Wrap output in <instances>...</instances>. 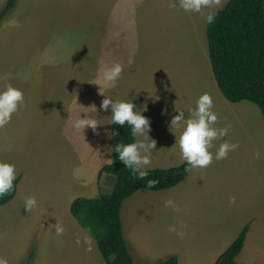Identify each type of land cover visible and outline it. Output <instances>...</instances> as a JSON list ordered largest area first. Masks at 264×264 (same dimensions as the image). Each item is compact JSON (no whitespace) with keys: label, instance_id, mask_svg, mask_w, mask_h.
Returning a JSON list of instances; mask_svg holds the SVG:
<instances>
[{"label":"rangeland","instance_id":"1","mask_svg":"<svg viewBox=\"0 0 264 264\" xmlns=\"http://www.w3.org/2000/svg\"><path fill=\"white\" fill-rule=\"evenodd\" d=\"M7 1L0 0V12ZM227 1L212 0L215 7L190 13L173 7L178 0H16L0 24V89L10 84L24 95L10 123L0 128L2 161L16 163L17 154L25 152L30 155L28 168L35 165L38 172L42 164L47 166L44 172H52L63 156L69 162L71 147L65 140L57 141L51 162L40 159L45 158L41 153L48 142L54 147L66 126L69 138L74 115L40 112L49 93L61 87V93L65 92L61 97L70 96L67 93L74 92L75 84L85 101L82 114H77L80 119L96 122L105 117L111 123L110 109H100L104 99L100 91L114 101L136 98L137 111L150 121L149 138L156 141L150 155V165L156 168L185 163L178 147L180 129H170L169 121L178 114L176 110L187 116L202 94L213 99L215 127L231 126L227 136L214 141L210 149L215 155L224 141L238 143L226 158L191 169L171 189L140 190L124 201L120 218L135 264H157L172 256L181 264H211L246 224L249 229L236 264H264V121L255 105L230 103L221 95L207 51L204 16ZM51 20L60 24L54 28L59 33L44 28L42 21L49 24ZM30 27L35 29L27 35ZM115 63L123 68L121 77L114 86H105L102 70ZM92 100L98 103L97 110L89 105ZM22 171L27 173L25 168ZM39 184L29 186L36 201ZM62 188L68 189L67 194L42 209L44 215L55 211V221L71 233V220H76L69 212V201L88 190L79 183L73 187L63 183ZM99 191L109 193L111 188ZM16 196L17 191L11 202ZM230 197L236 198L235 204H229ZM169 199L179 211L164 206ZM11 202L0 207V260L6 264H105L86 231L79 243L67 233L57 236L54 231L47 236L49 222L44 217L37 220L35 208L9 209ZM38 204L41 207L42 201ZM172 226L184 233L182 238L169 231ZM88 238L94 243L91 248Z\"/></svg>","mask_w":264,"mask_h":264},{"label":"trees","instance_id":"2","mask_svg":"<svg viewBox=\"0 0 264 264\" xmlns=\"http://www.w3.org/2000/svg\"><path fill=\"white\" fill-rule=\"evenodd\" d=\"M16 0H8L0 12V24L14 9ZM207 51L212 74L221 95L230 103L249 102L257 107L264 121V0H228L215 12L214 22L206 24ZM137 107L136 101L132 100ZM113 138V158L98 173V189L104 177H112L114 186L110 194L96 198H77L70 205V213L80 227L95 241L105 264H135L129 245L124 238L120 218L121 206L140 190L158 192L171 189L184 181L190 170L186 163L168 169L149 170L138 179L126 169L114 151L116 143L134 142L126 124ZM158 181L148 187L149 181ZM20 177L13 181L12 191L0 198V207L11 202ZM249 224L238 233L234 241L218 256L214 264H236L243 250ZM31 259V256L30 258ZM157 264H178L177 256Z\"/></svg>","mask_w":264,"mask_h":264},{"label":"clouds","instance_id":"3","mask_svg":"<svg viewBox=\"0 0 264 264\" xmlns=\"http://www.w3.org/2000/svg\"><path fill=\"white\" fill-rule=\"evenodd\" d=\"M173 7L179 8L184 12L202 13L205 8L215 7L212 0H178V6L173 3ZM215 12H209L204 16L205 23L214 22ZM123 71L119 63L113 64L102 70L101 78L105 86H114V83L120 79ZM100 104L103 111H111V125H119L122 129L127 124L134 138L142 137L143 139H134L131 143H116L114 151L118 155L122 165L131 171V174L143 179L148 175L147 166L151 163L150 155L156 149V141L149 138L150 121L141 114V110L137 111L134 102L131 101H114L111 97L104 96ZM24 103V95L21 90L13 86L5 85L0 89V128L10 123L13 114L17 113L18 108ZM96 109V108H95ZM213 109V99L211 95L202 94L196 101L195 107L189 109L188 115L184 111L176 112L178 114L172 116L169 121V128L172 130L180 129L178 139V147L181 159L186 163L188 169L206 168L215 158L216 160L224 159L229 152L239 147L238 143H229L224 141L218 147L215 155L210 151L213 148V142L221 140L227 136L230 125L223 128H216L218 117ZM97 110V109H96ZM98 124L94 120L78 119L74 122V128L82 130L88 126L93 130ZM120 132L115 128L110 132L109 138H115ZM147 141V143L145 142ZM176 142V141H175ZM259 153L255 156L259 158ZM17 173L15 165L7 162H0V198L8 195L13 189V181L16 179ZM158 181L152 180L148 182V187H154ZM236 198L230 197L229 204H235ZM37 206L35 197H29L25 201L24 208L30 211ZM165 207H172L179 211L173 200H166ZM55 235H62L64 228L61 225H53ZM169 231L175 233L178 237H183L184 233L177 231L175 226L169 228ZM0 264H6V261L0 260Z\"/></svg>","mask_w":264,"mask_h":264},{"label":"crops","instance_id":"4","mask_svg":"<svg viewBox=\"0 0 264 264\" xmlns=\"http://www.w3.org/2000/svg\"><path fill=\"white\" fill-rule=\"evenodd\" d=\"M81 9L82 7L79 8V11ZM42 24L46 30L55 31L59 33L58 31L54 29L60 26L58 22L51 20L49 24H46L44 21H42ZM33 29H35V27H30L27 30L28 32L27 35L31 33ZM60 88L58 91H52L51 93L48 94L47 100L43 101V103L46 104V106L40 113L41 114H61L62 113L64 115L65 114H69L71 116L74 115V117H72L74 121L69 126V130L71 131V133H70L69 138L67 139V126H66L63 129L64 135H59L58 136L59 140L56 139L54 141V147H53V142L50 140L48 142L47 150L41 153V157H45V158H41L40 161L41 162H51L52 161L51 157H55L52 153L56 152V149L54 148H56L57 141L59 143L65 140L66 144L69 141V146L71 147L70 153H69V156H70L69 162H64L65 160L63 159V157L64 158H68V157L63 156L60 158V165L56 166L52 170V172H44L46 171L47 166L43 164L40 167V172H38L35 165H33L31 169L28 168L27 159L30 158V155L28 153L24 154L25 152L23 154H17L18 161H16V163L14 162V160H7V159H5L4 161L0 160V162H7V163L14 164L16 173H17L16 178L20 177V181L17 186V196L15 200L11 202L9 206H7L9 209L19 208V209L27 210L24 208V205H25L26 199L31 197L30 189H29L30 184L41 183L38 185L37 194H38V201H42V204H41V207H39V204H38V207L36 206L35 210L36 212H38L37 220L40 219L39 217H44V222L45 223L49 222V224L45 226L47 228L45 231V234L47 236H49L50 233L54 234L55 229L53 225H57V224L59 225L60 222L55 221L56 213H53L55 211H51V213L44 215L43 213L46 211L45 209H42V208H44L48 203H51V201H53V204H57L59 197L67 194L68 189L62 188L63 183L68 184L69 187H73L79 183L80 188L84 187L86 190H88V192L82 193L84 195L79 194L78 196L72 197L70 199L69 212H70L71 203L77 198L82 197V198L92 199V198H96L100 193L106 194V195L111 193V192L104 193V192L99 191L98 181H97L99 170L103 166L110 164L113 158V138H109L110 132L112 131V125L110 123V118L107 120L105 119V117H102L101 120L96 121V123L97 122H100V123L97 125L95 130H93L91 127H88V126H86L82 130V132L74 128L73 126L74 122H76L80 118V117L79 118L77 117V114L81 112L83 102L85 103L83 99V91L80 90L79 92H77V87L75 84L74 92L67 93V94H70V96L61 97L62 94H64L65 92L61 93ZM133 99L136 100V98H133ZM97 104L98 103H95L93 100L91 101V103H89L91 108H94V109L96 108ZM80 114H82V112ZM89 130L92 131V133L90 134V137L88 138L87 134L90 133ZM105 134L107 135L105 136ZM35 143L36 142L34 141L33 144L29 148H28L29 146L28 144L24 145L23 147L26 149L28 148L30 153H32V149L34 148ZM110 149H111V154H110ZM67 165H69V168L67 167ZM23 168L26 169L27 171L26 174L23 173L22 171ZM155 169H162V168H156L154 165H150V164L147 166L148 171L155 170ZM165 169H168V168H165ZM113 186H114V179L112 177L106 176L102 179L101 190H106V189L109 190L111 188V191H112ZM51 190L56 191V192H53L52 194L48 195ZM40 191H41V194H39ZM94 194H95V197H94ZM39 210L41 211V213L39 212ZM76 222L78 223L77 220ZM76 222L74 220L73 221L71 220V225H73L74 227L73 232L68 233L64 229L63 234L67 233V234L73 235L79 243V241H82V237L80 236H82V233H84L83 231L85 230L84 229L81 230L82 228L80 227V224L79 223L77 224ZM51 238L52 237H47V238L44 237L46 241H50ZM91 238H88L87 240L89 241L88 247L90 248L94 245ZM29 243L33 244L35 242H29ZM227 247L219 254H222L227 249ZM217 258L218 256L216 257V259ZM216 259L211 264H214ZM178 264H181V260L179 258H178Z\"/></svg>","mask_w":264,"mask_h":264}]
</instances>
